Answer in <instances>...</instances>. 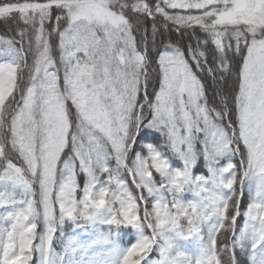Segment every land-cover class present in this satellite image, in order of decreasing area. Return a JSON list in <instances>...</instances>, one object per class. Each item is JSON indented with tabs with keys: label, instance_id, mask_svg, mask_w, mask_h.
I'll use <instances>...</instances> for the list:
<instances>
[{
	"label": "snow or ice",
	"instance_id": "1",
	"mask_svg": "<svg viewBox=\"0 0 264 264\" xmlns=\"http://www.w3.org/2000/svg\"><path fill=\"white\" fill-rule=\"evenodd\" d=\"M0 19L25 26L0 34V264H240L246 242L248 264H264V0H0ZM65 219L117 231L85 261L92 245L53 249ZM129 227L120 248L110 237Z\"/></svg>",
	"mask_w": 264,
	"mask_h": 264
},
{
	"label": "rangeland",
	"instance_id": "2",
	"mask_svg": "<svg viewBox=\"0 0 264 264\" xmlns=\"http://www.w3.org/2000/svg\"><path fill=\"white\" fill-rule=\"evenodd\" d=\"M25 47H27V45H25ZM28 59H29V63H31V55L29 56ZM17 98H18V96H17ZM197 147H199V146L197 145ZM113 166H114V161H113ZM205 172H206V169H205ZM123 176L128 181L129 186L134 187V186H132L131 179L127 175L126 172L123 173ZM100 179H101V181H105L107 179V176L105 174H100ZM77 181L80 185V188L82 189L83 184L85 182V177L82 173L78 172ZM5 190L11 191V187L10 186L6 187L2 182H0V191H5ZM37 191H38V188H37ZM81 195H82V192L77 191V193H76L77 198H79ZM189 195L192 197L191 193H185L184 194V196H189ZM8 210H11V209L10 208H8V209L0 208V214L6 215V212ZM143 210H144V206L141 205V207H140L141 216L143 215ZM56 214H57V216L59 215V206L58 205L56 206ZM2 226L8 227L9 224H8V222L5 221V222H2ZM63 229H65L64 232H67V234H63V235H65V237H64L65 241L63 240L64 245H66L68 240H70V239L75 241V243L78 247L79 246L92 245V247L89 249V255L83 257V259L85 261H87L89 259V256H91V254L94 252L106 251L107 246L103 245L102 243H97V241L101 240L104 235H107L109 233V231H112L113 233H115L117 231L115 228L109 229V226H107V225L89 224L88 222H86L82 219L78 220L76 223H73L72 221H68L67 219H65V223L62 226L59 225V222L57 223V231L54 234V237L56 234L62 233ZM44 232H45V225L42 222H38L37 237L34 240V244L40 243L39 237ZM222 233H224V232H222ZM147 234L151 235V232L149 231ZM110 238L112 240H114L120 248L130 247L131 244L135 243V241H136L135 232L130 227L119 229V234L113 235ZM218 238L220 239L219 236H218ZM159 243H161V242L160 241L157 242V246H154L156 248V250L150 252L148 257L146 258V260L150 259L151 261H155V260L159 259V252H158ZM177 243L180 247V250L185 252L190 257L194 258L198 254V246L196 243L184 242V241H178ZM225 244H228V243H220L219 242L218 243V250H219L220 246L225 245ZM236 249H237V251H240L242 253L248 252L247 257H249L250 252H251L250 242H246L243 246V249L239 246H237ZM154 252H156L157 254L152 256V254ZM221 255L225 256L226 252H222ZM38 256H39L38 253H34L33 261L30 262V264H38ZM152 257H155V258L152 259ZM245 257H246V255H245ZM75 258L77 260L81 259V253L79 252V250L76 252Z\"/></svg>",
	"mask_w": 264,
	"mask_h": 264
},
{
	"label": "trees",
	"instance_id": "3",
	"mask_svg": "<svg viewBox=\"0 0 264 264\" xmlns=\"http://www.w3.org/2000/svg\"><path fill=\"white\" fill-rule=\"evenodd\" d=\"M135 23V21H134ZM157 23L158 24H161L162 23V20L158 19L157 20ZM19 24V27H25L22 22H18L16 20H12V21H5V20H2L0 19V34H5L7 32L8 35H12L13 32L12 31H8L9 29H12V30H15L17 29V25ZM151 25H152V21L151 20H148V21H142V26L140 29H137L135 30V35H136V38L137 40L139 41L143 35V30L144 28H147L148 29V38H149V42H151V39H152V34H151ZM171 27V26H170ZM163 31V29H161ZM162 39V37L160 36H157L156 37V40L157 42H159L160 40ZM163 39L165 41H168V40H171L172 42L176 43L179 41V34L177 32H175L174 30L170 31L169 33H165ZM55 38H53V44H55ZM185 43H187V38H185ZM193 43H195V41H193ZM54 55L56 56L57 60H58V56H59V53L58 52H54ZM235 76H228L227 77V81L228 83L224 86L225 87V90L226 91H229L231 92V89L235 86ZM208 84H209V87H210V90H209V95L211 96L212 94V91L214 90L215 86L213 85L212 81L209 80L208 81ZM152 92V86L150 84L149 86V94H151ZM229 103H231V101H229ZM143 139V137L141 138ZM148 139L150 140H157L158 137H155V136H152V137H149ZM137 151H139V147H137ZM202 162V161H201ZM199 163L197 167H199L200 169L203 168V164L202 163ZM237 163H238V158H237ZM158 177V176H157ZM251 200V197L247 191V188L245 189V194H244V197H243V204L241 206V215L238 217L237 219V222H236V227H237V230L239 227H241L244 223V216H243V212L246 210V207H247V204L250 202ZM149 208L151 207V203H149ZM186 224V222H184ZM230 233L231 232H227V233H220L218 234V236L220 237V239L217 237V241L218 243H228L229 245V242H231V239H230ZM239 233V232H237ZM205 234V233H204ZM223 237V238H222ZM205 238H207L206 234H205ZM53 246H54V249L57 253H62L63 251V237L62 236H57L55 242L53 243ZM246 257H245V255ZM247 252H240V251H237L235 249V255H236V260L240 262V264H248V257H247ZM220 258L221 260L224 262V264H228V260H229V254L226 253L225 256H222L220 255Z\"/></svg>",
	"mask_w": 264,
	"mask_h": 264
}]
</instances>
